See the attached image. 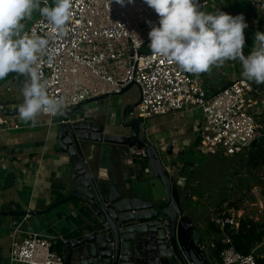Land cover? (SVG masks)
<instances>
[{
  "label": "crops",
  "instance_id": "obj_1",
  "mask_svg": "<svg viewBox=\"0 0 264 264\" xmlns=\"http://www.w3.org/2000/svg\"><path fill=\"white\" fill-rule=\"evenodd\" d=\"M208 2L202 10L205 13L224 11L233 16L244 15L248 23L244 47L247 55L254 44L255 33L264 31V10L254 9L247 0ZM45 4L41 0V7ZM52 5L53 0H48L47 6ZM41 17L43 15L38 9L33 10L21 22V34ZM241 72L238 61L227 60L199 76L207 91L214 93L234 80H247L242 77ZM22 78L23 76L13 72L0 80V100H21ZM248 82L256 100L258 121L264 125V83ZM140 97V88L111 94L83 104L73 117L91 120L94 126L102 127L104 136H130L133 128L126 124L134 123L140 130V136H146L158 147L181 195L180 220L189 236L188 240L194 243L193 232L197 231L201 245H206L204 250H200V246L195 247L200 264H218L221 252L211 244L217 245L216 239L222 237L223 233L215 231L212 225L207 227L202 216L197 215V211L192 214L190 210L191 200L199 194L196 188L202 185V170L209 167L211 162L213 164L218 156L208 154L200 148L202 115L198 116L196 110H187L147 119L132 116L131 110L140 101ZM18 106H0V264H24L11 258L14 238H47L54 244V251H57V244H61L62 255L65 257L66 241L74 240L97 226V217L91 207L80 198L60 201L54 205L56 200L68 196L77 185L73 176L72 156L60 147L58 141L62 119L60 116L52 117L41 113L33 123L22 120L19 113L7 114V108ZM126 108L128 111L125 115ZM81 144L102 196L122 199L137 196L158 203L165 199L163 182L155 176L148 159L136 146L129 147L117 142L94 145L90 141H81ZM170 145L172 154L167 152ZM201 156H205V162L208 163L203 162ZM36 211L39 214H34ZM138 238L133 243L132 256L140 259L142 264H176L172 259L161 256L156 243L149 238L143 239L141 234ZM72 264L77 263L74 261Z\"/></svg>",
  "mask_w": 264,
  "mask_h": 264
},
{
  "label": "built area",
  "instance_id": "obj_2",
  "mask_svg": "<svg viewBox=\"0 0 264 264\" xmlns=\"http://www.w3.org/2000/svg\"><path fill=\"white\" fill-rule=\"evenodd\" d=\"M264 10V0H247ZM48 4V0H43ZM202 11L208 0H197ZM73 15L63 33L53 32L46 17L38 19L21 35L35 33L49 40L39 53L42 82L51 98L63 101L65 111L97 96L121 94L129 85L140 88L132 116L145 119L175 111L202 110L199 145L208 154H248L264 140L256 100L247 80H234L217 92H208L199 74L181 69L174 61L154 55L148 47L149 32L158 25L157 13L144 0L121 5L116 0H72ZM49 116L59 114L43 113ZM63 121V120H62ZM256 143L253 146V143ZM228 246L218 264H257L256 244L248 253L238 251L225 229L239 223L222 216L214 220ZM44 237L14 238L11 258L24 264H64L65 257L51 251ZM202 248L206 245L203 243ZM212 247H216L214 243Z\"/></svg>",
  "mask_w": 264,
  "mask_h": 264
},
{
  "label": "clouds",
  "instance_id": "obj_3",
  "mask_svg": "<svg viewBox=\"0 0 264 264\" xmlns=\"http://www.w3.org/2000/svg\"><path fill=\"white\" fill-rule=\"evenodd\" d=\"M124 5L135 0H116ZM158 17V25L149 32L148 47L154 55L174 61L189 73H205L225 61H238L243 78L264 83V31H257L251 51L245 55V29L248 23L243 14L233 16L224 11L205 13L197 0H144ZM72 0H53L52 6L41 7V0H0V80L9 73L25 78L20 118L35 123L41 113L57 114L62 100L51 98L42 82L39 53L49 40L21 35L22 20L33 10L47 18L53 32L63 33L73 15Z\"/></svg>",
  "mask_w": 264,
  "mask_h": 264
},
{
  "label": "water",
  "instance_id": "obj_4",
  "mask_svg": "<svg viewBox=\"0 0 264 264\" xmlns=\"http://www.w3.org/2000/svg\"><path fill=\"white\" fill-rule=\"evenodd\" d=\"M25 78H22L23 91ZM124 89L126 92L131 88ZM105 96H97L88 99L65 111H60L58 116L63 120L60 124L58 141L60 147L67 151L73 159V176L76 186L65 198L60 201L80 198L86 202L93 214L97 217V226L78 236L76 239L65 242L66 256L64 264H142L133 254V243L149 238L156 243L160 255L172 259L176 264H200L196 246L204 250L197 231H194L195 242H190L186 234L180 216L182 214L181 195L176 184L169 175L167 167L162 159L158 147L152 144L147 137L140 136V130L134 123L126 124L133 128L130 136L103 135L102 127H96L91 120H78L73 116L87 102L103 99ZM23 99L6 102L0 100V106L19 105L17 108H7V114L19 113L18 109ZM139 102L134 104V107ZM128 108L125 110V115ZM81 141H90L94 145L117 142L129 147L136 146L148 159L151 168L164 186L166 197L161 202L143 200L140 197L118 198L115 196H102L94 176L89 167L87 158L83 152ZM256 143H253L255 146ZM172 154V146L168 147ZM34 214H39L38 211ZM95 224H93L95 226ZM77 249V252L75 251ZM54 250V244L51 251ZM162 252V254H161ZM54 264V263H53Z\"/></svg>",
  "mask_w": 264,
  "mask_h": 264
},
{
  "label": "rangeland",
  "instance_id": "obj_5",
  "mask_svg": "<svg viewBox=\"0 0 264 264\" xmlns=\"http://www.w3.org/2000/svg\"><path fill=\"white\" fill-rule=\"evenodd\" d=\"M137 88L139 87L134 84L128 92ZM196 114L201 116L202 110L196 109ZM147 122L146 120V124ZM256 147L264 150V140ZM256 147L245 155L218 154L215 162L202 170V185L196 188L199 194L191 200L190 210L192 214L197 211L207 227L215 225L214 220L217 218L227 216L234 223L246 219L257 224L259 231L264 230V164L252 159ZM203 159L205 156H201V160L205 162L206 159ZM223 237L224 234L216 239L218 244L223 242ZM263 242L264 237L259 241H252L250 247L252 249ZM257 252L264 256V244Z\"/></svg>",
  "mask_w": 264,
  "mask_h": 264
},
{
  "label": "trees",
  "instance_id": "obj_6",
  "mask_svg": "<svg viewBox=\"0 0 264 264\" xmlns=\"http://www.w3.org/2000/svg\"><path fill=\"white\" fill-rule=\"evenodd\" d=\"M252 159H256L259 163L264 164V150L261 147H256V150L253 152ZM214 230L223 233L222 229L216 224L212 225ZM226 235L231 237L235 248L243 253H248L251 250L250 244L252 241H259L264 237V230L259 231V226L253 222H250L246 219H241L239 227L237 230L230 229V225L225 229ZM227 244L220 242L216 245L217 251L220 253ZM57 253L62 254L63 248L61 244H57ZM257 264H264V256H261L257 260Z\"/></svg>",
  "mask_w": 264,
  "mask_h": 264
}]
</instances>
